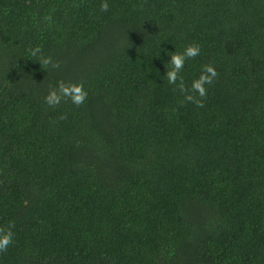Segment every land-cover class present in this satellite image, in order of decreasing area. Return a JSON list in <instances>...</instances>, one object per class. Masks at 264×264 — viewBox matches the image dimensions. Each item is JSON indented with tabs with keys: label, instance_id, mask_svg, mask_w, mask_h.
Wrapping results in <instances>:
<instances>
[{
	"label": "trees",
	"instance_id": "1",
	"mask_svg": "<svg viewBox=\"0 0 264 264\" xmlns=\"http://www.w3.org/2000/svg\"><path fill=\"white\" fill-rule=\"evenodd\" d=\"M102 2L0 0V264H264V0Z\"/></svg>",
	"mask_w": 264,
	"mask_h": 264
},
{
	"label": "clouds",
	"instance_id": "2",
	"mask_svg": "<svg viewBox=\"0 0 264 264\" xmlns=\"http://www.w3.org/2000/svg\"><path fill=\"white\" fill-rule=\"evenodd\" d=\"M109 5L106 0L101 3L100 10L107 11ZM200 46L198 44H189L185 47L183 52H174L168 61L170 67L165 75L167 81L171 85H175L181 93L184 94V99L188 102L194 103L197 107H203V99L207 96L206 85H211L213 80L218 76L214 66L206 64L202 66L201 74L194 79L189 87L186 85L184 77L181 72L184 69L185 63L189 59H195L200 54ZM41 52L39 46L31 51L32 56H36ZM41 66L47 68L58 69L60 67L59 61H54L51 57H41L39 60ZM193 93L197 95H193ZM88 97V92L85 90L83 83L65 82L60 80L55 87H50L48 94L44 97V102L55 108L62 101H71L75 106H81ZM15 227L14 221H10L7 226L0 227V253H6L9 246L14 243L15 233L12 229Z\"/></svg>",
	"mask_w": 264,
	"mask_h": 264
}]
</instances>
